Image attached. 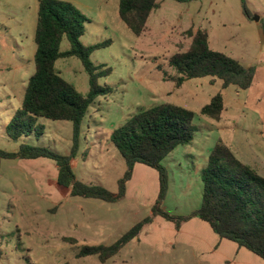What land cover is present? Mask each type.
I'll list each match as a JSON object with an SVG mask.
<instances>
[{
	"label": "rangeland",
	"instance_id": "374dc122",
	"mask_svg": "<svg viewBox=\"0 0 264 264\" xmlns=\"http://www.w3.org/2000/svg\"><path fill=\"white\" fill-rule=\"evenodd\" d=\"M85 17V46L111 44L93 52L91 61L111 69L99 79L113 92L99 97L82 124L78 180L117 193L127 170L112 141L113 132L141 109L172 103L195 113L194 141L174 150L163 162L169 172V192L163 209L187 216L202 203V170L217 142L226 143L239 160L264 176V0H199L178 3L159 0L161 8L138 37L122 22L119 0H62ZM39 0H0V149L18 152L23 143L71 153L73 124L38 118L43 136L11 139L6 131L21 108L35 72V43ZM194 27L209 32L210 47L242 63L255 66L253 86L222 89V81L192 80L181 87L169 59L188 49L186 32ZM69 49L65 41L62 50ZM61 75L87 96L89 76L78 58L57 63ZM168 73V74H166ZM219 92L225 98L220 121L201 114ZM76 166V161L74 160ZM58 167L50 160H2L0 176V264H197L186 247L164 249L171 243L166 229L153 222L106 263L97 256L79 258L84 246H111L134 225L153 217L158 172L136 166L126 197L118 203L71 197L57 184ZM149 202H151L149 204ZM155 218H153L154 221ZM149 231L155 232L147 236Z\"/></svg>",
	"mask_w": 264,
	"mask_h": 264
},
{
	"label": "trees",
	"instance_id": "16d2710c",
	"mask_svg": "<svg viewBox=\"0 0 264 264\" xmlns=\"http://www.w3.org/2000/svg\"><path fill=\"white\" fill-rule=\"evenodd\" d=\"M191 3L199 0H174ZM243 12L251 18L247 0H241ZM161 8L159 0H119L122 22L141 37L148 30V22ZM87 17L72 3L62 0H39L35 43V72L30 77L24 101L7 127L13 140L23 136L41 137L44 131L36 126L38 118L51 121H69L73 124V146L70 155H63L48 147L23 143L18 152L0 149V176L2 160L48 159L57 164V184L70 189L71 197L97 199L118 203L127 194L136 166L156 170L159 175V193L147 217L134 225L111 246H84L79 258L97 256L106 263L119 254L130 242L138 238L153 218L161 217L175 224L177 230L199 218L224 240L236 243L264 260V176L238 159L223 141L212 149L207 166L202 170L203 195L201 206L187 216L171 215L163 209L169 192V172L164 160L178 147L191 144L195 139L193 128L195 113L182 106L164 103L141 109L112 134L115 147L127 164L124 177L119 180L118 192L113 193L97 184L78 180L72 160L80 151L82 124L90 107L99 97L113 92L110 86H101L99 79L111 69H102L91 61L94 51L111 43L85 46ZM264 34V25H262ZM186 34L191 39L188 49L174 54L168 61L174 75H168L178 87L188 81L210 78L212 84L222 81V89L235 86L247 90L253 86L257 68L245 66L239 60L210 47L209 32L191 27ZM67 41L69 49L62 50ZM78 58L88 76L90 91L81 94L74 84L67 81L57 68L62 59ZM168 74V73H166ZM225 110V98L217 93L205 105L201 114L220 121Z\"/></svg>",
	"mask_w": 264,
	"mask_h": 264
},
{
	"label": "crops",
	"instance_id": "0c3cea01",
	"mask_svg": "<svg viewBox=\"0 0 264 264\" xmlns=\"http://www.w3.org/2000/svg\"><path fill=\"white\" fill-rule=\"evenodd\" d=\"M244 65L250 67L249 65ZM205 79H208L211 83L210 78H204L200 80ZM218 81L219 80H217L216 83H218ZM67 155H70V153H67ZM74 160L76 161V166L74 165ZM78 164L79 161L76 157L72 160V166L74 170L77 168ZM158 193L159 175L157 196ZM153 202L155 203V201ZM150 203L151 202H149V204ZM153 204H150L151 208ZM153 222L159 223L162 229H166V234L169 236L171 243L167 245L170 246H164V249H175L177 245L184 246L186 247V250L192 255L194 261H197V264H264L263 259L248 251L247 249L240 248L232 241L221 239L206 222L200 220L199 218H193L192 220L184 223L179 230H177L175 224L168 222L161 217H155ZM154 233L155 232L149 231L146 233V235L152 236Z\"/></svg>",
	"mask_w": 264,
	"mask_h": 264
}]
</instances>
